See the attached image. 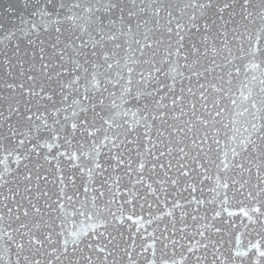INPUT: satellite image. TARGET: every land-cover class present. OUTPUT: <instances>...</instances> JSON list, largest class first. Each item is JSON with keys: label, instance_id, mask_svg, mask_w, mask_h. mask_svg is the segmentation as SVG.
<instances>
[{"label": "snow or ice", "instance_id": "obj_1", "mask_svg": "<svg viewBox=\"0 0 264 264\" xmlns=\"http://www.w3.org/2000/svg\"><path fill=\"white\" fill-rule=\"evenodd\" d=\"M0 264H264V0H0Z\"/></svg>", "mask_w": 264, "mask_h": 264}]
</instances>
